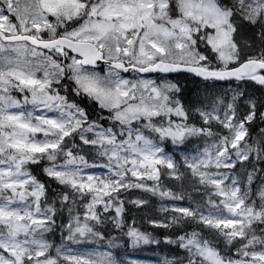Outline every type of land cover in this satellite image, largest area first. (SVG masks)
I'll return each instance as SVG.
<instances>
[{"label":"snow or ice","instance_id":"snow-or-ice-1","mask_svg":"<svg viewBox=\"0 0 264 264\" xmlns=\"http://www.w3.org/2000/svg\"><path fill=\"white\" fill-rule=\"evenodd\" d=\"M173 73L199 78L195 100ZM249 82L264 0H0V264H148L127 255L148 246L170 247L155 264H264ZM148 196L169 201L143 214L159 236L137 222Z\"/></svg>","mask_w":264,"mask_h":264},{"label":"trees","instance_id":"trees-1","mask_svg":"<svg viewBox=\"0 0 264 264\" xmlns=\"http://www.w3.org/2000/svg\"><path fill=\"white\" fill-rule=\"evenodd\" d=\"M157 76V75H156ZM156 76H152L155 77ZM167 78L169 80H173L174 82L179 81V84L182 88V94H181V99L182 101H186L189 97H192L193 100H195L196 97V93L194 91V89L200 85V80L185 74V75H170L167 76ZM236 87L235 82H233L231 85H229L228 82H218V87L212 89V91H219L221 93H228L229 95H231V89H234ZM247 87V91L250 95H255V96H260L261 92L264 91V89L261 88V86L259 85H255L251 82H249V84L246 86ZM201 92H203V89L201 88ZM88 102L85 100L82 102V106H87ZM94 107V105H93ZM259 122H256V127H259ZM256 127H253L250 129V132H255L256 131ZM194 142H198V141H194ZM34 171H39L38 168L36 166H32ZM41 167V165H40ZM42 175V173H41ZM170 183V182H169ZM53 186H55L53 184ZM129 197H132L136 194V192L134 190H131V192H129ZM127 196V195H126ZM149 200L148 205L146 206H140V208L138 209H134L135 213H136V218H137V222L139 224V226L141 227L142 230H148V231H154V233L156 235H161L164 232V229H153L151 226L147 225L144 223V218H143V214L146 212L149 215L153 216V217H159L162 218V214H160L157 211V208L159 206L160 203H162L163 201H160L157 197L154 196H148L147 197ZM165 201V200H164ZM181 204L187 205L188 201L184 200L180 202ZM126 207H131L130 205H126ZM130 218V217H129ZM52 239L55 240L56 243H58V233L56 234L55 237H50ZM162 252V250H164V252L170 253V247H161L159 248ZM153 250H155L152 246H148L145 247V252H147L146 254H148V252H153Z\"/></svg>","mask_w":264,"mask_h":264},{"label":"rangeland","instance_id":"rangeland-1","mask_svg":"<svg viewBox=\"0 0 264 264\" xmlns=\"http://www.w3.org/2000/svg\"><path fill=\"white\" fill-rule=\"evenodd\" d=\"M151 78L155 79V77H152V76H151ZM49 115H51V113H49ZM194 141L195 140L191 141V143L189 144L190 150L194 151L195 149H194L193 145H195L197 143H200L201 147L203 146L202 142H199V141L194 142ZM42 166H43V162H41V167ZM88 171L95 174V175H102L105 170L102 168H90V169H88ZM134 191L136 192V194L134 196L145 195L143 193L138 192L137 190H134ZM130 192H131V190H130ZM125 195L129 196L130 194L126 193ZM162 203L167 204V203H169V201L165 200ZM59 239L60 238H59V234H58V243H59ZM88 247H94V246L88 245ZM146 253L147 252H145V248H144L143 250H139V251H129L127 255H128V258H130V259L148 262V264H155V262L157 261V259L160 255L167 254V252H164V250H162V252H161L160 249H155V250H153V252H150V253L148 252V254H146Z\"/></svg>","mask_w":264,"mask_h":264},{"label":"water","instance_id":"water-1","mask_svg":"<svg viewBox=\"0 0 264 264\" xmlns=\"http://www.w3.org/2000/svg\"><path fill=\"white\" fill-rule=\"evenodd\" d=\"M125 75H127V74H125ZM147 75V74H146ZM156 75H160V74H152V76H156ZM170 75H177V74H175V73H173V74H168L167 76H170ZM188 75H190V74H188ZM192 76V75H191ZM194 77V76H193ZM196 78V77H195ZM197 79H199V78H197ZM224 82H226V81H224Z\"/></svg>","mask_w":264,"mask_h":264}]
</instances>
